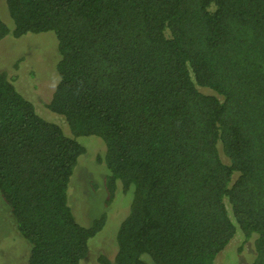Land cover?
<instances>
[{
	"label": "trees",
	"instance_id": "obj_1",
	"mask_svg": "<svg viewBox=\"0 0 264 264\" xmlns=\"http://www.w3.org/2000/svg\"><path fill=\"white\" fill-rule=\"evenodd\" d=\"M5 5L0 40L55 34L45 106L71 133L0 71V197L27 264H80L105 223L101 212L80 224L67 195L87 135L104 143V204L132 187L116 252L99 263L215 264L239 229L253 238L247 264H264V0Z\"/></svg>",
	"mask_w": 264,
	"mask_h": 264
},
{
	"label": "rangeland",
	"instance_id": "obj_2",
	"mask_svg": "<svg viewBox=\"0 0 264 264\" xmlns=\"http://www.w3.org/2000/svg\"><path fill=\"white\" fill-rule=\"evenodd\" d=\"M0 16L12 29L5 0H0ZM58 58L52 31L26 33L20 37L8 33L0 40V71H5L17 90L33 103L38 115L59 124L65 134L71 135L63 117L45 106L58 80ZM200 89L210 91L208 88ZM77 139L84 145L85 152L77 160L67 190L72 212L82 225H88L101 212L106 214L102 229L89 239L88 253L80 264H101L97 260L100 254L112 259L116 252V233L128 214L132 187L126 191L117 188L112 201L105 205L103 178L107 169L103 162L97 160L104 154V143L95 135L79 136ZM221 157L227 161L222 153ZM254 236L256 238V233H252L251 237ZM28 249V243L18 233L8 207L0 197V264H27ZM254 256L253 238H245L237 229L233 238L217 254L215 264H247Z\"/></svg>",
	"mask_w": 264,
	"mask_h": 264
}]
</instances>
